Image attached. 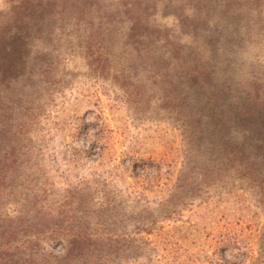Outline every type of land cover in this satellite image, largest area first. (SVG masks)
<instances>
[{
	"label": "rangeland",
	"instance_id": "374dc122",
	"mask_svg": "<svg viewBox=\"0 0 264 264\" xmlns=\"http://www.w3.org/2000/svg\"><path fill=\"white\" fill-rule=\"evenodd\" d=\"M17 31L29 65L0 97V264H64L52 256L71 214L93 221L112 199L114 230L142 253L106 264H264V209L250 190L168 199L182 134L164 92L129 78L139 66L121 56L132 34H148L165 57L168 37L214 69L197 104L212 91L264 100V0H0V45Z\"/></svg>",
	"mask_w": 264,
	"mask_h": 264
},
{
	"label": "trees",
	"instance_id": "16d2710c",
	"mask_svg": "<svg viewBox=\"0 0 264 264\" xmlns=\"http://www.w3.org/2000/svg\"><path fill=\"white\" fill-rule=\"evenodd\" d=\"M137 22L132 23V28ZM132 35L135 39L128 42L125 55L121 56L127 64L140 69L128 77L133 76L140 86L149 81L164 92L159 99L173 108L174 120L182 134L183 160L168 199L179 195L180 203L184 204L211 187L224 188L233 184L250 190L264 209V100L247 95L240 99L219 97L212 91L204 99L196 97L197 104L193 97L206 84L205 79L213 74V67L208 69L201 62V56L189 60L179 47L171 45L168 37L162 40L170 48L164 57L151 49L152 39L148 34ZM11 39L0 45V97L4 96V89L21 79V71L29 65L24 36L17 31ZM101 50L97 58L100 61L109 59L111 50ZM146 63L152 66L151 72ZM17 115L13 139L24 123L22 115L18 112ZM113 201H107L105 207L98 206L93 221L86 218L79 222L76 212L71 214L72 219L61 228L63 252L52 257L64 264L87 260L106 264L139 256L142 250L138 240L114 230L117 213L112 210L117 204ZM129 201L132 199L126 196L125 202ZM101 213H108V220L100 219ZM84 215L89 217L91 213L83 211L77 217ZM151 225L152 222L137 229L148 233ZM53 234L57 233L51 232L54 237ZM27 264L36 262L31 259Z\"/></svg>",
	"mask_w": 264,
	"mask_h": 264
}]
</instances>
